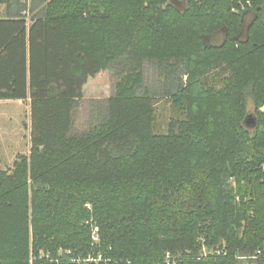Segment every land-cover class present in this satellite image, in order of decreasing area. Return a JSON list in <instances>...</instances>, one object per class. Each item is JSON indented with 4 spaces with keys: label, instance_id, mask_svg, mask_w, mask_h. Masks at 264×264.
Masks as SVG:
<instances>
[{
    "label": "trees",
    "instance_id": "16d2710c",
    "mask_svg": "<svg viewBox=\"0 0 264 264\" xmlns=\"http://www.w3.org/2000/svg\"><path fill=\"white\" fill-rule=\"evenodd\" d=\"M237 1L0 0V101L29 99L31 127L0 172V264H264V1L247 23ZM145 62L171 79L165 134ZM105 69L114 94L73 134Z\"/></svg>",
    "mask_w": 264,
    "mask_h": 264
},
{
    "label": "rangeland",
    "instance_id": "374dc122",
    "mask_svg": "<svg viewBox=\"0 0 264 264\" xmlns=\"http://www.w3.org/2000/svg\"><path fill=\"white\" fill-rule=\"evenodd\" d=\"M27 10L30 9L31 0H28ZM180 5V4H179ZM38 7L33 14L41 10ZM7 5L0 2V19L6 17ZM246 12V11H245ZM27 13V12H26ZM252 15L247 11L244 16V22L247 23ZM32 14L26 16V22L30 23ZM221 36L215 39L219 42ZM143 88L151 94L154 100V109L156 115V124L160 133L168 132V125L178 116L171 107V102L164 92L169 89L170 78L161 72L160 67L155 63L145 62L143 65ZM121 76L115 75L112 70H102L96 77L90 78L83 87V99L76 103L73 113V134H79L86 131L95 120V116L108 98L112 97L115 91L116 83ZM174 75H171V78ZM140 93V91H138ZM30 102L27 100H2L0 101V172H8L19 157H28L31 149L30 142ZM251 101L248 109L251 111ZM260 108V112L263 111ZM231 188L235 187L234 181L228 180ZM225 247V242H221Z\"/></svg>",
    "mask_w": 264,
    "mask_h": 264
},
{
    "label": "built area",
    "instance_id": "2783aa9c",
    "mask_svg": "<svg viewBox=\"0 0 264 264\" xmlns=\"http://www.w3.org/2000/svg\"><path fill=\"white\" fill-rule=\"evenodd\" d=\"M264 1V0H263ZM251 7V0H239L236 3V7L232 9L234 13L238 12H245ZM262 171L264 172V165L261 167ZM100 238H99V228L96 225H92L91 227V244L92 246H99ZM62 251H60V254ZM204 255L206 254H211L212 251H209L206 253V250L204 249ZM215 254H220V252H215ZM66 255H71L69 251L66 252ZM39 259L44 260V263L48 264H57L58 260L57 259H52L49 255L42 254ZM34 259L31 258L30 263L33 262ZM166 260L170 261V258L167 257ZM110 261L109 258H104L101 252H97L96 254L88 255L86 258H76L72 259V262H75L77 264H108ZM167 261L168 264H170Z\"/></svg>",
    "mask_w": 264,
    "mask_h": 264
},
{
    "label": "water",
    "instance_id": "95a60500",
    "mask_svg": "<svg viewBox=\"0 0 264 264\" xmlns=\"http://www.w3.org/2000/svg\"><path fill=\"white\" fill-rule=\"evenodd\" d=\"M255 124H256V120L252 116V114L247 115L245 120H244V125L247 127L253 128V127H255Z\"/></svg>",
    "mask_w": 264,
    "mask_h": 264
}]
</instances>
